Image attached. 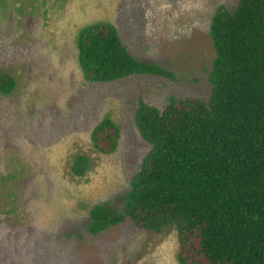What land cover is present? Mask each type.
<instances>
[{"label": "rangeland", "instance_id": "obj_1", "mask_svg": "<svg viewBox=\"0 0 264 264\" xmlns=\"http://www.w3.org/2000/svg\"><path fill=\"white\" fill-rule=\"evenodd\" d=\"M238 1L0 0V73L16 80L0 94V264H178L175 229L152 233L127 219L92 235L89 211L121 210L151 149L134 123L140 100L162 110L171 97H209L211 20ZM99 22L169 75L86 81L77 36ZM105 116L120 129L110 155L90 140ZM78 154L90 160L82 178L71 172Z\"/></svg>", "mask_w": 264, "mask_h": 264}, {"label": "trees", "instance_id": "obj_2", "mask_svg": "<svg viewBox=\"0 0 264 264\" xmlns=\"http://www.w3.org/2000/svg\"><path fill=\"white\" fill-rule=\"evenodd\" d=\"M210 37L209 97H171L162 110L139 101L134 123L151 149L122 209L94 205L88 231L99 235L130 219L152 233L175 229L178 264H264V0L218 7ZM77 47L91 83L169 75L135 58L109 23L84 27ZM15 87L11 75L0 73V94ZM119 139L109 116L90 134L105 155L116 152ZM89 167L78 154L71 172L82 178Z\"/></svg>", "mask_w": 264, "mask_h": 264}]
</instances>
